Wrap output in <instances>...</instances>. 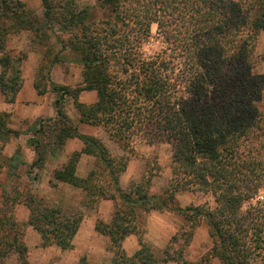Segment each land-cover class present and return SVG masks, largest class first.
<instances>
[{
	"label": "trees",
	"instance_id": "16d2710c",
	"mask_svg": "<svg viewBox=\"0 0 264 264\" xmlns=\"http://www.w3.org/2000/svg\"><path fill=\"white\" fill-rule=\"evenodd\" d=\"M95 1L89 7L78 0H41L39 15L23 0H0V92L8 103H16L24 85L25 59L10 53L11 34L28 31L37 43L54 37L61 45L46 76L57 95L56 116L40 120L32 131L27 143L38 156L30 168L43 170L47 155H55L70 139L84 144L53 171L50 183L81 189L92 206L100 200L113 203L111 219L95 224L109 238L111 264H213V258L221 264H264V73L257 54L264 0ZM153 26L162 46L147 53ZM66 51L83 67V86L75 90L51 80V69ZM34 87L39 95L48 91L40 78ZM84 91H95L97 100L80 102ZM72 93L79 124L102 129L124 152L134 155L141 139L170 147L171 179L162 193L151 192L159 165H149L140 180L121 187L129 156L116 158L103 140L81 132L64 108ZM11 119L12 113L0 111V176L8 160L5 147L21 134L11 128ZM82 154L95 158L87 177L77 173ZM18 157L8 160V176L15 179L22 165ZM0 187V264L10 254L29 264L14 218L17 203L29 209L27 225L41 236L43 247L74 249L82 214L70 215L30 188L9 191L1 181ZM180 191L211 195L213 202L180 209L175 205ZM139 209L177 211L190 230L173 236L159 255L144 240ZM199 226L206 228L212 247L190 262L185 253ZM131 235L138 237L139 248L129 254L124 241Z\"/></svg>",
	"mask_w": 264,
	"mask_h": 264
},
{
	"label": "rangeland",
	"instance_id": "374dc122",
	"mask_svg": "<svg viewBox=\"0 0 264 264\" xmlns=\"http://www.w3.org/2000/svg\"><path fill=\"white\" fill-rule=\"evenodd\" d=\"M28 7L33 8L39 15H42L43 8L41 0H23ZM81 6H95V0H78ZM59 31V27H55ZM152 37L145 44L144 49L147 53H153L161 48L162 43L156 33V26H153ZM59 45L54 37H51L44 43H37L33 40V34L28 31H21L17 34H11L8 40V49L15 57H22V72L24 85L22 93L20 92L16 103L10 104L0 92V111L12 113L11 128L19 131V137L12 138L5 147L4 157L12 158L18 153L22 165L16 170L20 174V179L8 176L9 162L1 171L0 181L6 190H11L13 186L17 191L24 192L31 189L32 194L37 198L43 199L52 205L63 207L70 215L82 214L86 218L82 234L74 239V249L62 251L57 246L43 247L41 236L29 225H27L30 211L22 203H17L14 207V218L20 225L21 232L27 253L25 255L29 264H109L104 260L103 247L109 238L98 237L94 235V224L88 221L90 217L93 221H109L111 213L114 212V205L98 201L93 206L88 203L85 193L72 185L58 182L51 184L52 173L67 163L72 154L80 152L84 144L77 139H70L65 146L58 150L55 155H47L46 167L43 170L31 169V164L37 159V153L27 143L32 136V131L39 128L40 120L54 118V101L56 94L50 88V83L46 80L49 62L60 51ZM257 54L261 57L259 70L264 73V32L260 35ZM62 62L56 64L51 69V80L59 86H67L71 90L83 86V67L75 60V54L66 51L60 54ZM45 76L41 81V76ZM40 78L41 87H48L44 95H39L34 87V81ZM26 85V86H25ZM74 93L66 97L64 108L71 120L79 124L80 114L75 107ZM97 100L95 91H84L79 95V101L83 103H93ZM87 125V124H86ZM80 127V124H79ZM81 130V129H80ZM81 132L86 135H92L103 140L111 153L116 157H128L129 161L125 173L120 178V184L123 189L128 188L132 181H138L146 173L149 165H159L160 173L153 179L151 192L160 194L164 191L171 179V151L167 144H151L141 139L136 144V153L130 155L124 152L118 145L109 140L104 131L100 128L88 125ZM264 155V150H263ZM95 158L82 154L77 173L80 177H87L94 167ZM65 184V183H64ZM3 188L0 187V196ZM14 195V193H10ZM200 204L204 202H213L211 195H194L190 192L180 191L177 194L175 205L177 208L186 209L192 203ZM1 207V206H0ZM139 219L142 226L146 229L144 240L161 255L166 247L171 245V239L175 235L183 234L190 230L185 217L177 211H152L145 212L138 210ZM96 224V222H95ZM138 238V237H137ZM137 240V239H136ZM139 240V239H138ZM174 245L171 246V248ZM139 247V246H138ZM212 247V240L204 226H199L193 231L192 243L186 249V259L190 262H196L201 257L208 255ZM101 259V260H99ZM111 261V260H110ZM213 264H221L217 258H213ZM170 264H178L174 261ZM168 263V264H169ZM4 264H23L17 254H10L4 261ZM111 264V263H110Z\"/></svg>",
	"mask_w": 264,
	"mask_h": 264
},
{
	"label": "crops",
	"instance_id": "0c3cea01",
	"mask_svg": "<svg viewBox=\"0 0 264 264\" xmlns=\"http://www.w3.org/2000/svg\"><path fill=\"white\" fill-rule=\"evenodd\" d=\"M26 86V85H25ZM21 93H22V91H21ZM95 102V101H94ZM88 125H86V124H80V129L82 130V129H84V128H86ZM63 185H66V183L64 184L63 183ZM102 203H104V204H106V205H110V203H111V201H103ZM114 213V212H113ZM112 213H111V216L109 215V217L111 218L112 217ZM86 218H84L83 219V221H82V224H81V226H80V229H79V231H78V233H77V235H76V237H78V235H80V234H82V231H83V227H84V224H86ZM88 221L90 222V223H92V224H94V228H93V232H94V235H98V237H104V238H107L106 236H103V235H101V234H99L97 231H96V229H95V220L93 221L90 217L88 218ZM75 237V238H76ZM137 239V240H136ZM108 244H109V241L108 240H106V242H105V246L103 247V251H104V260H106L107 261V263L109 262V264L111 263V261L110 260H112V253L108 250ZM139 246V240H138V238H137V236L136 235H131V236H129L125 241H124V248H125V250H126V252L127 253H129V254H132V253H134L136 250H138V247ZM99 260H101V259H99ZM170 264V263H169Z\"/></svg>",
	"mask_w": 264,
	"mask_h": 264
}]
</instances>
